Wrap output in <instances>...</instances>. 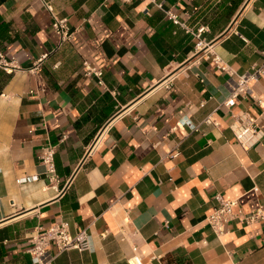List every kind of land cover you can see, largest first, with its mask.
Returning <instances> with one entry per match:
<instances>
[{
	"label": "crops",
	"instance_id": "obj_1",
	"mask_svg": "<svg viewBox=\"0 0 264 264\" xmlns=\"http://www.w3.org/2000/svg\"><path fill=\"white\" fill-rule=\"evenodd\" d=\"M52 1L69 42L39 0H0V52L21 67L0 69V264H34L35 227L61 220L90 246H51L53 264H129L134 246L143 264H264V220L236 215L220 238L206 221L217 192L244 214L264 208V134L244 149L230 129L245 110L264 133V77L252 83L260 105L226 106L230 76L196 49L201 39L237 74L250 71L264 0ZM47 144L56 181L39 160Z\"/></svg>",
	"mask_w": 264,
	"mask_h": 264
},
{
	"label": "built area",
	"instance_id": "obj_2",
	"mask_svg": "<svg viewBox=\"0 0 264 264\" xmlns=\"http://www.w3.org/2000/svg\"><path fill=\"white\" fill-rule=\"evenodd\" d=\"M44 9L51 17V29L54 34L59 37V43L69 42L73 38L74 29L70 27L68 19L62 17L57 12L52 0H39ZM121 2H129L132 0H119ZM154 2V0H148ZM161 7V4H156ZM168 16L175 23H178L177 16L168 12ZM198 30L197 35L201 33ZM196 49L203 52V56H211L216 68L227 73L230 76L229 95L224 100V105L232 106L239 97H249L254 102L260 105L261 98L255 92L252 83L259 78L264 77V46L260 50L261 61L259 64L252 66L250 71L243 74H237L229 67L223 60L220 59L208 46L205 47L202 40H198ZM43 54L41 58L35 61L29 71H34L38 68L41 60L46 57ZM84 75L95 76L101 83L102 70L92 65L88 60L82 61ZM0 69L7 73L21 69L20 65L14 58H7L0 52ZM204 123H212L218 125L219 123L213 117V114H208L203 120ZM196 130L197 127L193 126ZM230 129L236 141L244 148H250L255 145L263 136V131L256 123V119L247 111L242 110L233 115V121L230 124ZM55 150L54 144H47L40 150L39 160L44 166V175L49 181H56L57 174L55 168ZM178 151L172 152V156H176ZM214 206L210 214L206 217L208 226L214 234L220 238L229 232L227 227L228 222L236 215L240 216L242 221L246 224H252L258 220H264V208L258 207L244 214L241 209L237 207L235 199L225 198L221 193L217 192L213 195ZM54 246L58 252L68 249H76L83 251L89 249L90 243L87 235L84 232L72 234L69 229V224L65 220L52 222L48 226H36L33 234L30 237V246L27 252L30 254L31 260L34 264H53L55 254L51 252L50 247ZM133 254L128 259L129 264H143L142 259L137 253V246L133 247Z\"/></svg>",
	"mask_w": 264,
	"mask_h": 264
},
{
	"label": "water",
	"instance_id": "obj_3",
	"mask_svg": "<svg viewBox=\"0 0 264 264\" xmlns=\"http://www.w3.org/2000/svg\"><path fill=\"white\" fill-rule=\"evenodd\" d=\"M245 4H246V2H245ZM245 4H244V5H245ZM244 5H243V6H244ZM105 126H106V125H105Z\"/></svg>",
	"mask_w": 264,
	"mask_h": 264
}]
</instances>
